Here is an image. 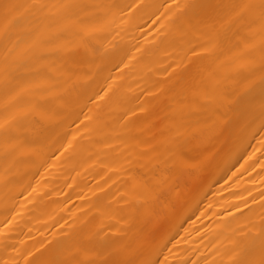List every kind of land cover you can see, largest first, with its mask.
<instances>
[{
  "label": "bare ground",
  "instance_id": "6f19581e",
  "mask_svg": "<svg viewBox=\"0 0 264 264\" xmlns=\"http://www.w3.org/2000/svg\"><path fill=\"white\" fill-rule=\"evenodd\" d=\"M261 245L264 0H0V264Z\"/></svg>",
  "mask_w": 264,
  "mask_h": 264
},
{
  "label": "snow or ice",
  "instance_id": "6c2138e0",
  "mask_svg": "<svg viewBox=\"0 0 264 264\" xmlns=\"http://www.w3.org/2000/svg\"><path fill=\"white\" fill-rule=\"evenodd\" d=\"M173 2H175V0H173ZM177 6H179V5H177ZM128 7L131 9V8H133V7H139V5H138V4H136V5H129ZM193 51H194V53H195V50H193ZM259 251H260L262 257H264V245H261ZM256 255H257V250L254 248V249H252V250L250 251V253H249L250 258H252V259H250V260L248 261V264H254V258L256 257ZM146 264H153V262L148 261V262H146ZM155 264H159V261H156ZM259 264H264V258H262V259L260 260Z\"/></svg>",
  "mask_w": 264,
  "mask_h": 264
}]
</instances>
